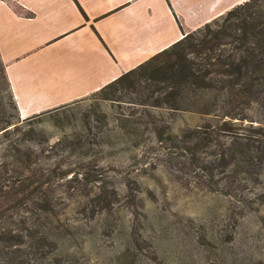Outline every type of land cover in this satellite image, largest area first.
<instances>
[{
    "label": "rangeland",
    "instance_id": "374dc122",
    "mask_svg": "<svg viewBox=\"0 0 264 264\" xmlns=\"http://www.w3.org/2000/svg\"><path fill=\"white\" fill-rule=\"evenodd\" d=\"M226 13L215 18L219 27L208 22L212 30L222 28ZM197 50L161 57L138 90L105 99L93 93L39 116L17 117L3 93L12 125L0 132V264H264V163H217L213 152L192 163L156 149L138 172L142 147L118 154L104 147L99 155L94 145L81 148L99 136L104 114L145 103L138 93L154 88L148 78L166 82L177 68L196 69L205 55ZM241 119L264 127V94ZM194 122L186 116L176 124ZM89 174L94 181L85 180ZM190 228L206 238L189 236Z\"/></svg>",
    "mask_w": 264,
    "mask_h": 264
},
{
    "label": "trees",
    "instance_id": "16d2710c",
    "mask_svg": "<svg viewBox=\"0 0 264 264\" xmlns=\"http://www.w3.org/2000/svg\"><path fill=\"white\" fill-rule=\"evenodd\" d=\"M221 19L222 28L212 30L210 23L204 25L95 92L94 95L105 99L113 97L118 89L138 90L142 75L149 69H156L153 67L161 57L183 58L189 47L197 51L204 48L205 55L196 69L190 65L183 70L177 68L175 78L166 82L148 78L154 82V88L147 86L138 93L145 103H134L133 109L127 113L111 114V129L109 115L104 114L99 122V136L95 135L94 140L88 139L81 148L86 152L93 151L90 145H94L99 155L104 147L113 150V154L142 147L144 151L138 172L143 171L142 164L148 153L156 149L171 152L175 157L192 163L200 155L213 152L217 163L229 164L234 160L240 167L246 164L263 166L264 127L244 125L241 114L249 108L255 96L264 94V0H248L232 8ZM213 22L220 26L216 19ZM201 34L204 39L198 43V35ZM220 45H228L230 49L216 54ZM4 92L9 101L7 106L19 117L0 59V113L3 118L0 120V132H6L12 125L5 119ZM186 116L195 122L179 127L176 123ZM137 158V155L131 156L134 164ZM99 160H94V163ZM94 177L89 174L85 180L92 182ZM35 181L31 173L30 185ZM198 227L204 228L202 225ZM194 230L190 228L188 235L206 238L204 230ZM152 253L156 255L158 251Z\"/></svg>",
    "mask_w": 264,
    "mask_h": 264
},
{
    "label": "crops",
    "instance_id": "0c3cea01",
    "mask_svg": "<svg viewBox=\"0 0 264 264\" xmlns=\"http://www.w3.org/2000/svg\"><path fill=\"white\" fill-rule=\"evenodd\" d=\"M222 1L0 0V59L19 117L99 91L245 0Z\"/></svg>",
    "mask_w": 264,
    "mask_h": 264
}]
</instances>
